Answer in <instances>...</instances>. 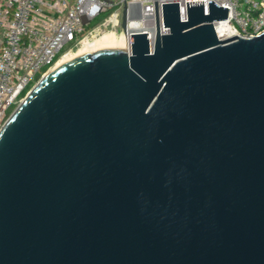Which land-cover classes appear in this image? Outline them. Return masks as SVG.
Segmentation results:
<instances>
[{"label": "water", "instance_id": "1", "mask_svg": "<svg viewBox=\"0 0 264 264\" xmlns=\"http://www.w3.org/2000/svg\"><path fill=\"white\" fill-rule=\"evenodd\" d=\"M185 3L152 53L122 23L0 127V264H264V30Z\"/></svg>", "mask_w": 264, "mask_h": 264}, {"label": "built area", "instance_id": "2", "mask_svg": "<svg viewBox=\"0 0 264 264\" xmlns=\"http://www.w3.org/2000/svg\"><path fill=\"white\" fill-rule=\"evenodd\" d=\"M185 1L190 0H0V127L61 55L124 27L128 54L135 32L147 33L152 53L156 26L159 34L169 32L161 3L178 2L179 17L186 19ZM213 1L228 8L230 25L239 35L264 30V0ZM202 2L207 13L208 0Z\"/></svg>", "mask_w": 264, "mask_h": 264}, {"label": "bare ground", "instance_id": "3", "mask_svg": "<svg viewBox=\"0 0 264 264\" xmlns=\"http://www.w3.org/2000/svg\"><path fill=\"white\" fill-rule=\"evenodd\" d=\"M118 39H119V33L116 32H105L102 35L96 37L95 39H93L92 41H88L83 43L81 46H79L76 50L73 51H67L66 53H64L63 55H61L56 62L54 63V65L51 68H55L58 66V64L66 57L77 54V53H81L93 48H98V47H102V46H107V45H111V44H116L118 43Z\"/></svg>", "mask_w": 264, "mask_h": 264}, {"label": "crops", "instance_id": "4", "mask_svg": "<svg viewBox=\"0 0 264 264\" xmlns=\"http://www.w3.org/2000/svg\"><path fill=\"white\" fill-rule=\"evenodd\" d=\"M1 42H2V29L0 27V45H1Z\"/></svg>", "mask_w": 264, "mask_h": 264}, {"label": "rangeland", "instance_id": "5", "mask_svg": "<svg viewBox=\"0 0 264 264\" xmlns=\"http://www.w3.org/2000/svg\"><path fill=\"white\" fill-rule=\"evenodd\" d=\"M67 46H65L64 48H66ZM77 49V48H76ZM76 49H74V50H76Z\"/></svg>", "mask_w": 264, "mask_h": 264}]
</instances>
